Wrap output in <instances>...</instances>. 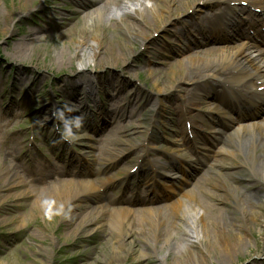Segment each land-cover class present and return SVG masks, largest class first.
Returning a JSON list of instances; mask_svg holds the SVG:
<instances>
[{
  "label": "rangeland",
  "instance_id": "374dc122",
  "mask_svg": "<svg viewBox=\"0 0 264 264\" xmlns=\"http://www.w3.org/2000/svg\"><path fill=\"white\" fill-rule=\"evenodd\" d=\"M97 6L91 0L86 2L78 0H0V116L6 119L12 115L32 123L37 120L39 127H41L43 123L51 120L52 111H57V115H55L61 118L68 116L64 112V108L76 110L81 107L79 102H77L78 104L75 103L76 99L74 103L67 99L70 92L69 89L68 91L65 89L64 82L68 77L83 75L84 81H90L92 78L101 75L105 79L104 81L109 83L106 86L107 96L117 95L114 89L121 88L124 105L127 104V100L133 101L134 98L140 105L136 109L139 112V119L132 120L127 117V114L121 119L120 124L124 131L121 141L131 146L140 144L146 133L152 126H155L157 134L153 139L160 141L157 147L162 149L166 146L165 143L168 144V139H172V135L181 134L183 129L182 123L177 122L175 108L176 105H179L177 96L181 94L179 93L181 89L178 87H181L182 84H184L182 86L184 90L191 87V83L185 84L188 82L186 79H171V77L165 79V76L171 73V64H176L193 51L185 48L177 50L159 49V44L162 42L166 41L171 44L172 37L164 35L156 37L155 27H147L145 33L135 40L126 37L121 39L122 36H117L115 39L116 46L121 47L128 44L127 48L123 49L121 53L110 55L100 65L96 63L97 58L93 57L92 50L86 51L82 59H79L73 54L77 55L80 51L75 49L70 38H75L82 31L84 24L88 22L85 17L86 14L95 10ZM162 23L159 22L158 24ZM155 37L157 42L148 44L147 41L156 40ZM101 55L104 58L107 57ZM216 63L212 62L209 65L216 66ZM205 66L206 64L199 69L192 66L188 67L187 70L190 71L189 74H196ZM149 69L160 70L162 78L167 80L166 90L160 95L156 94V87L152 84L154 76L160 77V73L150 75ZM112 78L114 83H111L112 87H110L108 79ZM118 83L122 85L117 87L116 84ZM159 87L162 86L159 85ZM109 97L106 98L105 103L108 102ZM13 98L16 99V102L12 101ZM160 98H162L161 101ZM14 103H16V107L13 105ZM111 103L115 105L116 102L112 100ZM128 109L130 108L128 107ZM11 110L18 111V114L14 115ZM37 117L42 118L37 119ZM262 117H264V109L258 120ZM69 118L73 120V117ZM153 119L156 122H152ZM69 123L75 124L74 121ZM77 123L78 129L72 125V127H67V131L72 129L84 132L82 135L73 133L76 139L86 134L85 124L78 120ZM6 124L11 130L18 131L17 133L22 132V130H18V121L7 122ZM136 125L139 127L135 128ZM111 129L112 125L108 123L106 127H103V131L99 135L97 134L98 137H105ZM106 140L111 142L109 139ZM219 144H215V149L220 147ZM96 145L98 146L97 143ZM166 150L171 151V148ZM215 155L212 154L211 161L199 167L198 171L189 177L183 187L185 189H182L195 187L198 196L207 204L215 207L211 214L217 212L216 209H218L224 213L226 219L228 215L224 210L228 208L231 218L232 216L237 218L240 215L238 204L219 205L200 190V187L202 189L211 187L205 180L208 173L214 176L215 173L222 172L226 176V180L231 182L233 178L228 176V170L234 173L240 170L236 173L235 177L237 178L232 181V185L241 187V190L247 189V170L238 168L236 163L234 167L230 168L216 167ZM1 168H3L2 164H0ZM92 171L93 168L80 170L78 182L86 179L85 175ZM70 174L72 173H67L65 176L69 177ZM104 174L105 172H98L97 174L93 172L88 181H92L100 187L101 182L107 178ZM107 174L109 175V173ZM258 187H253L254 189H250V192L254 193ZM26 189H32V186L27 184L24 187L6 190L0 184V264H108L111 246L107 241L108 234L105 229L101 228L91 236L79 235L73 238V234L68 235L73 229L67 223L68 219H62L65 216L59 215L57 212L47 216L30 217L29 211L36 201L33 196L38 197L40 194L37 192V194L18 199V194ZM212 191L216 196L220 194L216 190ZM97 193V197L93 196L94 203L84 201L82 210L77 211V213L83 214L88 208L96 207L100 203L112 208L117 207L114 202L122 206L120 204L121 197L117 193L105 203L102 200L106 198V193L101 191ZM257 195L260 201L264 202V184L262 189L257 191ZM173 198L162 197L155 203L135 201L130 203V207L135 210L137 215L142 211V208L147 206L166 208L170 206ZM100 200L101 202H98ZM163 211L170 213L171 209L168 208ZM103 217L109 219L110 214H104ZM204 220L208 226H212L210 220L206 218ZM135 224H138L137 217ZM171 228V224H164L165 231L171 230ZM173 230L175 238H179L180 231ZM55 231L58 233L56 234ZM60 236L63 237L59 238ZM134 239V251L126 256L120 264H168L169 260L175 257V255L171 257L156 249L150 257L139 258L144 247L141 238L134 237ZM246 240L248 242L247 247L242 248L237 253L234 252L226 264H253L256 261L264 260V225H255L249 228ZM212 259L207 264H218L220 260L215 256ZM111 264L119 263L112 262Z\"/></svg>",
  "mask_w": 264,
  "mask_h": 264
},
{
  "label": "bare ground",
  "instance_id": "6f19581e",
  "mask_svg": "<svg viewBox=\"0 0 264 264\" xmlns=\"http://www.w3.org/2000/svg\"><path fill=\"white\" fill-rule=\"evenodd\" d=\"M196 1L94 0V3L98 5L97 8L86 14L85 17L88 22L84 24L82 31L75 38H70L75 49L80 51L79 54L73 55L82 59L86 51L92 50L93 57L97 58L96 63L100 65L110 55L121 53L123 49L127 48L128 44L121 47L116 46L115 39L117 36H122L121 39L126 37L135 40L145 33L149 27H155L154 33L158 32L164 27L166 18L168 19L171 16L178 18L190 6L195 5ZM200 8V12L205 9L204 7ZM196 11L198 10L196 9ZM205 20L207 23H212L213 17L208 16ZM183 21L181 19L180 22ZM159 22L163 23L159 25ZM173 25L176 28V25ZM168 31H171V29H168ZM153 42L155 43L156 40ZM244 49L240 46L234 52H231L232 48L219 51L217 47L195 50L184 56L176 64H171V73H165V79L171 77V79L187 80L192 76L191 82L196 84L198 79L195 75L189 74L190 71L187 68L192 66L199 68L206 64L203 69H208L207 67L212 62L224 63L228 69L237 66L240 73H237L236 78L232 79L234 82L242 80L247 74L264 76V71H262L264 53L259 52V55L255 56L251 51ZM101 54L107 57L104 58ZM243 62H246L248 66H245ZM249 67L253 69L254 73H248ZM222 69L227 70L223 67ZM149 72L150 75H154L160 73V70L149 69ZM84 78L83 75H75L68 77L64 82L65 89L67 91L69 89L72 97L77 96L78 90L84 88L81 83H88V81H84ZM113 78L108 79L110 85L114 83ZM165 79L162 78L161 73L160 77L154 76L152 84L156 87V94L160 95L166 90L167 80ZM103 80L105 79L100 75L92 78L91 82L99 83ZM188 80L190 81V79ZM104 84H98L97 89L89 87L87 89L89 92L84 91V94L89 97L94 96L97 91L101 92L106 85H109V83ZM159 85L162 87H159ZM256 98L261 100L264 98V94L258 95ZM131 103L135 109H138L139 103L136 102V98ZM220 111L224 116H228L225 108L220 109ZM128 116L131 119H139V114L135 110L129 112ZM108 118L115 121V119H121L122 115L117 116L109 113ZM233 122L239 123L238 127L233 130L226 143L218 151L219 157L216 159V163L221 168L234 167L236 163L238 168L247 170V189L241 190V187L232 185V181L237 178L235 177L236 173L240 170L235 173L228 170V176L234 180L228 182L222 172H217L214 176L205 178L206 183L211 187L209 189L201 188V190L219 205L238 204L240 215L237 218L233 216L231 218L228 208L224 210L228 215L226 219L224 213L218 211V209H216L217 212L211 214L215 207L204 202L195 190L187 191L181 198L176 199L166 208H147L137 215L134 210L128 207L109 208L106 206L88 208L83 214L77 213V211L82 210L83 201L86 202L87 200L85 196L95 192L92 184L87 181H59L47 188L26 189L19 193L17 197L21 199L38 192L40 195L29 211L30 217L36 215L47 216L57 212L59 215L65 216L62 219H68L67 223L73 228L68 235L73 234V238L79 235L91 236L101 228L105 229L108 234L107 241L111 246L110 259L107 260L108 264L112 262L120 264L126 256L134 251V237L141 238L144 247L139 258L150 257L158 249L171 257L175 255L172 260H169L168 264H207L213 260L212 257L214 256L220 259L218 264H226L234 252L237 253L242 248L247 247L246 237L249 228L255 225H264V202L260 201L257 195V191L261 190L264 184V117L245 124H242L239 120ZM139 125H136L135 128H138ZM119 132L114 130L110 134L117 138L118 142L121 139ZM136 132L138 133V131ZM129 149L131 148L128 147L124 151ZM0 184L6 190L27 185L21 179L18 181V177L9 173L7 169L5 170V167L0 169ZM255 186L259 187L254 193H251L250 189ZM212 190H216L220 194L216 196ZM147 191H150V189ZM168 208L171 209V212L165 213L163 210ZM104 214H110V218L105 219ZM136 217L138 224H135ZM204 218L212 222L211 227L208 226ZM164 224H171V230L165 231ZM173 229L180 231L179 238H175ZM55 233L57 234L58 231H55ZM164 254L163 256H165ZM253 264H264V260L256 261Z\"/></svg>",
  "mask_w": 264,
  "mask_h": 264
}]
</instances>
